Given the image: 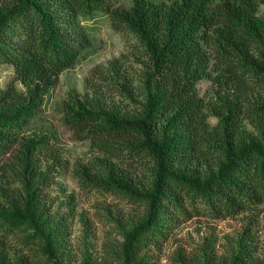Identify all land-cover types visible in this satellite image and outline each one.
<instances>
[{
    "label": "trees",
    "instance_id": "1",
    "mask_svg": "<svg viewBox=\"0 0 264 264\" xmlns=\"http://www.w3.org/2000/svg\"><path fill=\"white\" fill-rule=\"evenodd\" d=\"M262 8L264 0H131L128 6L113 0H1L0 63L13 66L15 77L0 87V170L8 185L19 186H0V264H28L21 257L13 263L1 247L16 235L44 261L64 264L69 217L52 211L45 190L56 162L45 166L40 154L57 157L48 133L26 130L60 74L92 46L88 22L100 13L144 48L138 87L131 79L119 85L121 97L136 109H107L97 99L71 94L62 111L74 135L105 156L79 167L81 185L144 206L143 216L122 232V264H150L148 247L182 221L257 211L264 204ZM119 61H112L117 76ZM203 79L211 81L205 95L198 89ZM116 159L148 162L150 184L141 185ZM243 231L221 264H264L254 254L250 226ZM210 248L205 264H217L215 241ZM177 255L175 262L188 263Z\"/></svg>",
    "mask_w": 264,
    "mask_h": 264
},
{
    "label": "rangeland",
    "instance_id": "2",
    "mask_svg": "<svg viewBox=\"0 0 264 264\" xmlns=\"http://www.w3.org/2000/svg\"><path fill=\"white\" fill-rule=\"evenodd\" d=\"M113 1L121 6L131 4V0ZM88 23L92 27V46L73 67L60 74L56 86L47 95L43 111L36 117L33 127H29L26 132L30 135L36 132L48 133L53 156L57 157L55 160L51 158V153L40 154L45 166L47 162H56L52 182L45 190L52 211L69 217L70 236L61 254L64 264H122L119 259L124 240L122 232L130 226L132 220L138 221L143 216L144 206L133 203L125 196L81 185L79 167L90 165L95 157L105 156L93 148L89 140L79 138L76 133L74 135L64 123L62 110L67 98L75 94V97L81 99H97L107 109L118 106L132 112L136 105L121 97L119 85L131 79L135 87H138L144 70L142 58L146 56L141 53L144 48L139 39L133 33L114 30L108 15L100 13L94 21ZM116 59H120V76L112 72V61ZM105 76L108 78L105 79ZM14 77L13 66L0 63V87L5 88ZM210 85V80H201L198 84L200 93L205 95ZM211 123L216 124L217 118L211 117ZM14 152L6 156L7 162H10L9 158ZM116 162L118 166L130 171L141 185L150 184L152 175L148 162L146 165L144 160L137 159H116ZM9 180L3 177L0 170V186H19L17 183L8 185ZM249 226L254 254L264 259L263 204L253 213L247 212L226 219L215 220L203 216L182 221L168 232L164 241L148 247L147 261L150 264H179L174 258L180 253L188 259L187 264H205V254L209 257L213 254L210 245L215 241L216 263H224L231 258L243 230ZM18 237L12 236L5 243L1 242V247L5 248L13 263L21 257L27 259L28 264H51L44 261L45 258L32 246L22 244Z\"/></svg>",
    "mask_w": 264,
    "mask_h": 264
}]
</instances>
